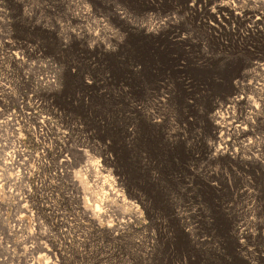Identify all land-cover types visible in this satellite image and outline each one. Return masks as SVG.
I'll use <instances>...</instances> for the list:
<instances>
[{
    "label": "rangeland",
    "instance_id": "rangeland-1",
    "mask_svg": "<svg viewBox=\"0 0 264 264\" xmlns=\"http://www.w3.org/2000/svg\"><path fill=\"white\" fill-rule=\"evenodd\" d=\"M2 81L0 263L264 264V0H0Z\"/></svg>",
    "mask_w": 264,
    "mask_h": 264
},
{
    "label": "bare ground",
    "instance_id": "bare-ground-1",
    "mask_svg": "<svg viewBox=\"0 0 264 264\" xmlns=\"http://www.w3.org/2000/svg\"><path fill=\"white\" fill-rule=\"evenodd\" d=\"M224 4H225V2L221 3L219 5H224ZM18 54H15V59L19 60V62H21V60L23 59L22 55L19 56ZM37 78H39V81L41 82L42 76H39ZM54 80H55L54 76L51 74H48L45 78V81L47 83L48 82L52 83V82H54ZM46 82H43V83H46ZM8 89H10V87H8L5 84V82L2 81L0 83V99H4L2 96L5 95V93H7ZM9 96L11 97V95H9ZM8 98L9 97H7L6 99H8ZM13 101H14V99H13ZM6 103H8V102H6ZM17 112L21 113V118H16ZM3 114H5V115H3ZM216 117H219V115H217ZM11 119L16 123V126L14 127L15 133L14 134H7V136L4 139V140H6L9 138V136H12V138H11L12 142H11L10 148L7 149L6 151H3V153L1 154V158H0V194L1 195H4L5 193H9L11 190H15L17 187V184L20 183L21 179H23L26 175L24 173V171H22L20 168L22 161H19L15 157V155L17 153H20L24 156V157H22V159H25V158H27L25 155L29 154V152H30V150H28L24 146L22 139L28 133H31L34 136V139L37 140L38 137L41 136V134H43L44 131H46L47 125L53 124V121L51 120L50 117H46L43 114L35 112V110H33V105L30 106L29 104H26V102L23 98L17 99L15 101V105L7 106V107H3V102H0V134H3V133L6 134V130L4 127ZM32 119H33V121H32ZM234 129H236V132H242V130L244 131V127H242V126L236 127V125H235ZM221 133L225 134L226 131L223 130V131H221ZM227 133H228V131H227ZM218 150L221 151V149H218ZM39 153H34V155L40 157L41 155H39ZM96 162L97 161H91L90 164H88V165H90L91 169L90 168H88V169L91 171H95V172L98 171L97 165L95 164ZM74 175H76V174H74ZM95 176L101 181L100 185L104 186L106 184L107 180L103 174H98V173L96 174L95 173ZM101 177H102V179H100ZM81 182L83 183L82 180H81ZM83 184H85V183H83ZM106 193L110 194L111 196H113L115 198L118 197V193L116 192V190L113 189V187H111L109 185L107 187ZM0 204H2L1 199H0ZM0 213H4V211H2L1 208H0ZM100 213H101V210L96 206V204L91 206L89 216L92 214L93 215H99ZM120 215L125 216L126 213L120 212ZM0 264H4V263H0Z\"/></svg>",
    "mask_w": 264,
    "mask_h": 264
}]
</instances>
